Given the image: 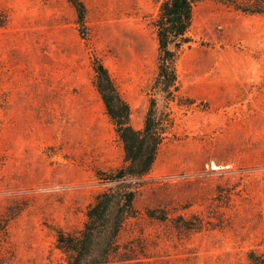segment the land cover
Masks as SVG:
<instances>
[{
	"label": "rangeland",
	"instance_id": "1",
	"mask_svg": "<svg viewBox=\"0 0 264 264\" xmlns=\"http://www.w3.org/2000/svg\"><path fill=\"white\" fill-rule=\"evenodd\" d=\"M83 1L85 37L67 0H0V264H69L57 232L81 233L116 186L97 175L125 153L93 54L136 129L152 99L168 125L111 264H246L264 250V15L198 5L169 95L156 83L163 0Z\"/></svg>",
	"mask_w": 264,
	"mask_h": 264
},
{
	"label": "trees",
	"instance_id": "2",
	"mask_svg": "<svg viewBox=\"0 0 264 264\" xmlns=\"http://www.w3.org/2000/svg\"><path fill=\"white\" fill-rule=\"evenodd\" d=\"M75 9L77 24L82 36H87L88 9L83 0H67ZM218 2L246 15H264V0H163L159 16L154 21L158 39L157 86L163 92L174 94L177 88V61L185 45L192 43L189 31L194 20L195 8L203 2ZM9 16L0 23L6 26ZM95 86L106 112L123 142L125 163L111 171L99 170L98 177L114 188L98 194L86 212V223L79 234L59 230L57 241L68 256L69 264H111L118 250V238L126 222L136 216V180L148 175L167 138V123L159 116L157 101L152 99L142 129L132 122L131 105L121 95L109 69L102 59L93 54ZM149 215L160 220L168 219L162 210H150ZM246 264H264V250L253 249Z\"/></svg>",
	"mask_w": 264,
	"mask_h": 264
}]
</instances>
